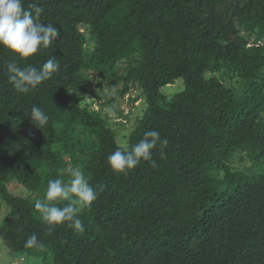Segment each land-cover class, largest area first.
<instances>
[{
  "label": "trees",
  "instance_id": "obj_1",
  "mask_svg": "<svg viewBox=\"0 0 264 264\" xmlns=\"http://www.w3.org/2000/svg\"><path fill=\"white\" fill-rule=\"evenodd\" d=\"M39 2L40 22L59 29L53 44L27 59L0 47L1 247L31 264H264V0ZM53 57L58 70L36 90L8 81L10 63ZM95 83L122 99L137 91V114ZM33 106L49 116L43 129ZM153 129L166 158L153 150L158 167L114 173L108 155ZM68 164L105 187L80 214L84 232H49L34 202Z\"/></svg>",
  "mask_w": 264,
  "mask_h": 264
},
{
  "label": "clouds",
  "instance_id": "obj_2",
  "mask_svg": "<svg viewBox=\"0 0 264 264\" xmlns=\"http://www.w3.org/2000/svg\"><path fill=\"white\" fill-rule=\"evenodd\" d=\"M23 5L24 0H0V47L21 59H27L52 45L59 36V29L51 23L40 22L39 17L44 9L39 0H33L27 8ZM58 68L54 57L47 59L39 68L32 65L19 67L10 63L8 81L17 92L28 94L50 79ZM109 111L114 115L112 110ZM30 114L37 128L43 129L49 122L48 114L39 107L33 106ZM168 143L158 130L146 131L131 146L121 141L115 151L108 155V166L114 173L125 176L142 162L158 167L153 150L159 152L161 159H165ZM104 187L93 186L79 164H68L58 170L56 178L47 182L46 191L41 199L34 202V208L49 232L59 225H67L82 233L85 228L80 214L91 209ZM35 242L36 236L33 235L28 238L27 244Z\"/></svg>",
  "mask_w": 264,
  "mask_h": 264
},
{
  "label": "rangeland",
  "instance_id": "obj_3",
  "mask_svg": "<svg viewBox=\"0 0 264 264\" xmlns=\"http://www.w3.org/2000/svg\"><path fill=\"white\" fill-rule=\"evenodd\" d=\"M94 86L96 87V90L100 93V95L103 97H105V95L111 96V97L113 96L117 97L118 99L116 98L115 105H117L118 107L121 106V108L124 109L125 114H127L128 112L129 114H132V113L137 114L138 112L137 107L139 108L141 106V102L137 101L134 103V105H132L131 100H130V98H133L136 95L137 91L130 92L128 95L125 96L124 99H122L116 96V94L113 91H110L109 88H107L106 86L103 87L104 89L99 88V86L96 83L94 84ZM182 86H183V82L179 80L177 82V85H173L172 87L171 86L165 87L164 90H168L170 91V93H172V92H175L176 90H179ZM91 99L92 97H89V99L87 100L91 101ZM100 106H101L100 100L95 101L94 103L95 109L99 108ZM109 110H112V112H114L110 106L105 107L106 112H108ZM133 117L134 116L131 117L130 121L128 120L127 124L129 128L132 127L133 124H135V122H133L134 121ZM113 118H114L113 119L114 127L120 130L121 132H125V130H123V128L120 126L118 122L119 120L115 118L114 116ZM131 121L133 123H131ZM10 188L14 193H18V194L23 193L22 191H24L21 185L15 184V183L11 185ZM5 209H6V206L0 203V219L3 217V212L5 211ZM0 264H31V262H29L28 257L24 256L22 253L12 252L6 249L5 247H1V242H0Z\"/></svg>",
  "mask_w": 264,
  "mask_h": 264
}]
</instances>
